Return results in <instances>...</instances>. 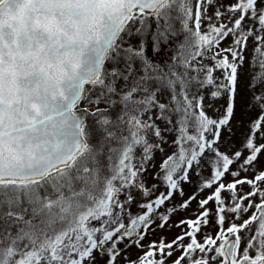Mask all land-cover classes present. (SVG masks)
<instances>
[{"label":"snow or ice","instance_id":"obj_1","mask_svg":"<svg viewBox=\"0 0 264 264\" xmlns=\"http://www.w3.org/2000/svg\"><path fill=\"white\" fill-rule=\"evenodd\" d=\"M149 16L154 51L179 21L185 36L178 65L163 70L146 57ZM249 38L254 89L264 84V0H0V264H166L175 252L172 264H264V171H256L264 89L253 94L261 111L240 147L232 151L229 142L221 150ZM121 54L126 71L107 70ZM204 89L213 100L227 96L217 118L206 112ZM164 145L174 150L148 186L144 176ZM250 170L251 178L241 177ZM193 176L195 190L184 198ZM48 184L55 199L39 194ZM240 186L250 190L239 195ZM134 191L142 210L135 215ZM193 201L195 218L174 225L180 235L128 258L127 249L144 248L150 230L171 229V217ZM213 222L215 236L202 232ZM245 229L251 234L242 248Z\"/></svg>","mask_w":264,"mask_h":264},{"label":"rangeland","instance_id":"obj_2","mask_svg":"<svg viewBox=\"0 0 264 264\" xmlns=\"http://www.w3.org/2000/svg\"><path fill=\"white\" fill-rule=\"evenodd\" d=\"M235 0H223L224 4H230L234 3ZM223 11V9H221ZM172 23V29L169 31V37L167 43H162L160 46L159 51H154L152 48V35L154 34L156 30V22L155 18L149 16L148 19L146 20L147 24V29L145 32L144 36V41H145V55L146 57L155 65L159 66V68L166 70L167 66L175 63L179 64L180 60V45L184 41V36L185 33L181 31V27L179 24V21L173 20L171 21ZM161 24L163 25V21H161ZM205 24H207V21H205ZM136 27H140L139 23L137 22L135 25H133V28L135 29ZM175 32L173 35L172 32ZM140 40V37L137 36L132 43L136 44ZM231 42V38L229 40L225 41L222 46H227L228 43ZM255 47V43L252 40V38H249L248 41V46L245 49L244 55H245V60L243 65L238 69V91H237V97H236V105H235V110H234V115L231 121V135L227 130L223 131L222 133V141L224 142L221 146V150H225V146L231 142L232 144L235 145V147L232 148V151H235L237 148L240 147L242 142L245 139L246 134L249 132V124L251 121L255 120L259 115H260V108L259 106L253 102L252 97L253 94H258L261 92L262 89H264V84H257V87L254 89H250L248 85L251 83L252 76L258 71L257 68H251L249 66V61L253 55V48ZM186 54V52H185ZM173 57H176V60L173 61ZM206 63H211V61H205ZM126 63L127 61L123 58V54L121 56L117 57L115 60L106 62L105 68L109 71H111L113 68H116L120 70L121 72L126 71ZM136 67H139V62H137ZM179 71H182V69H178ZM216 75H220L219 72L216 73ZM122 83V81H121ZM87 87V86H86ZM97 91H99L97 89ZM210 89H204L203 93L205 95V104H206V112L207 114L212 117V118H217L221 115L223 112V105L227 101V96H222L220 99L213 100L210 95H209ZM170 99V95L165 92L163 95V99L161 102L167 103L168 100ZM83 106V105H81ZM101 107H104L105 105L101 104ZM88 121L91 123L93 121V117L89 116ZM158 124H161V127L164 125L162 122L157 121ZM264 130V129H262ZM164 135L167 137L169 142L173 139L172 134L164 133ZM230 137V139H229ZM257 144L264 143V140L260 139L259 133L257 134V139H256ZM165 152L163 154L157 152L155 154V160H156V167L155 168H150L148 173L145 174L144 179L146 180L148 186H151L152 183H155L152 179V173L158 170L159 168V163L161 162L162 158L168 154H170L174 149L169 147L168 145H164ZM244 155L247 156L248 152L245 150ZM233 168L236 167L234 164L232 166ZM256 171H264V152L260 154L258 157L257 165H256ZM204 176L207 177L209 175V172L207 170L204 171ZM252 171L250 170L248 173L241 172V177L244 175H248L249 178L252 176ZM228 181H230L232 178L227 177L226 178ZM193 183L192 184H185L183 185L184 191H185V197L187 198L188 195H190L196 187V182L198 180V177L193 176L192 177ZM79 183H77L76 187L79 188ZM163 190L158 189V191ZM250 189L248 186H240V190L238 192L239 195H243ZM66 191V190H65ZM212 190H206L205 192L201 193L197 199H202L204 198L207 194H209ZM39 194L43 198L46 195H50L52 199L56 198V194L54 193L52 186L50 184L45 185V187L39 189ZM133 194L137 197V199L132 203L131 205V212L135 215L137 212L142 211L137 207V204L141 201L140 194L138 192H133ZM229 193H222V196L225 198L226 204L229 203ZM83 199V198H80ZM123 199V197H121ZM180 197H174V200L172 203H179L180 202ZM255 199V198H253ZM245 204H247V201H245ZM25 206H27V202L25 200ZM209 207H212L213 210L215 208L214 204H210ZM198 205L196 201H193L190 207L187 210L177 212L174 214L169 223L173 225L171 229H169L167 226H165L164 229H159L157 228L155 232H152L151 230L149 231V234L145 237V239L141 242L145 247L142 249H137L135 246L127 249V256L130 260H137V257L141 256L144 251L147 250V245L151 241H159L161 237L165 238V241H171L173 238L181 234L182 229L179 227H175L174 225L178 223L182 219L186 218H195L194 213L197 211ZM253 210H250L247 213L242 214V219H247L249 216L252 215ZM228 218L229 220L232 218L233 214L228 213ZM241 221H236V223H240ZM125 223H127V219H125ZM159 223V221H157ZM228 226V222L226 221L225 227ZM155 227V226H153ZM186 228V225L184 226ZM253 230L255 229V225L252 226ZM217 231V227L215 226L214 222L210 224L209 227L203 228L202 232L210 233L213 236H215V233ZM251 233L248 232L247 229L244 230V232L241 233L242 236V243L241 247L243 248L248 236ZM198 238H200L198 236ZM128 241L125 240L124 244H127ZM187 243V241H185ZM124 244L119 245L121 249L124 248ZM254 255V252L252 253ZM123 255V253H122ZM179 252H175L172 257L168 258L166 260V264H172V262L179 256ZM97 264H103V261L100 260L99 258L97 259ZM118 264H127V261L118 258ZM183 264V262H182ZM215 264H219V260L215 262Z\"/></svg>","mask_w":264,"mask_h":264}]
</instances>
